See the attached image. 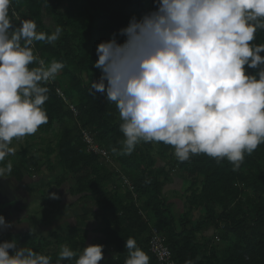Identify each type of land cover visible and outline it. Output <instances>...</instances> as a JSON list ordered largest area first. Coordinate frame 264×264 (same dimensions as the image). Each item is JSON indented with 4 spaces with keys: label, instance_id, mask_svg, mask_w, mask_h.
Returning <instances> with one entry per match:
<instances>
[{
    "label": "trees",
    "instance_id": "obj_1",
    "mask_svg": "<svg viewBox=\"0 0 264 264\" xmlns=\"http://www.w3.org/2000/svg\"><path fill=\"white\" fill-rule=\"evenodd\" d=\"M154 10L155 0H13L15 25L31 19L37 31L51 34L57 26L62 28L55 42L34 44L35 54L46 64L57 60L65 65L56 79L45 85L49 88V100L44 105L49 121L42 125L43 131L46 133L55 124L59 129L54 146L42 150L46 152L47 169L54 168L49 157L55 153L62 168L55 176L56 187L66 184L69 193L92 200L94 207L80 216L88 220L90 213L92 220H98L95 239L102 245L113 244L116 264H124L125 243L130 237L150 256V264H156L148 249L151 225L160 229L175 264L189 260L192 264H264V144L251 155L246 154L235 171L227 159L218 163L206 154L179 162L174 148L162 142H141L126 155L116 105L106 100V94L91 92L92 82L101 75L93 66L98 59L97 45L110 40L114 33L123 43L125 37L118 33L128 26L130 18L135 15L140 19ZM252 43H264V31L258 32ZM247 71L255 74L257 70ZM83 74L87 81H83ZM62 78H66L65 86ZM70 105L76 109L75 114ZM83 131L106 151L113 165L104 164L103 157L87 151ZM29 148L26 145L10 155L17 161L7 175L14 176L17 182L33 167L39 171V158L36 153L30 154ZM124 178L130 185L124 183ZM37 183L25 186L27 194ZM46 188H50L48 182ZM173 206L179 210H173ZM74 229L78 228L54 234V239L46 243L31 241L28 233L14 237L9 234V238L4 235L0 242L15 239L18 246L37 252L44 244L48 246L46 250L53 246L46 255L56 264L61 245L75 252L82 247ZM205 231L211 233L205 235Z\"/></svg>",
    "mask_w": 264,
    "mask_h": 264
},
{
    "label": "clouds",
    "instance_id": "obj_2",
    "mask_svg": "<svg viewBox=\"0 0 264 264\" xmlns=\"http://www.w3.org/2000/svg\"><path fill=\"white\" fill-rule=\"evenodd\" d=\"M12 4L0 0V177L12 172V163L4 164L15 154L12 141L48 123L45 85L65 67L57 60L46 64L34 52L35 42H55L62 28L51 34L37 31L31 19L17 26ZM155 4L156 10L140 19L132 16L119 30L123 43L114 33L97 45L93 66L101 75L91 92L106 94L116 105L124 154L141 142H162L174 148L179 162L206 154L218 163L227 159L238 170L245 155L264 144V43H252L264 31V0ZM50 198L59 199L56 193ZM10 227L0 215V231ZM103 249L89 245L78 255L61 245L56 264L73 259L99 264ZM125 249L124 264H150L135 238L126 240ZM0 264H52V259L13 239L0 242Z\"/></svg>",
    "mask_w": 264,
    "mask_h": 264
},
{
    "label": "rangeland",
    "instance_id": "obj_3",
    "mask_svg": "<svg viewBox=\"0 0 264 264\" xmlns=\"http://www.w3.org/2000/svg\"><path fill=\"white\" fill-rule=\"evenodd\" d=\"M82 79L83 81H87V77L84 74ZM65 81L66 78H62L61 83L63 86H65ZM58 93L59 95H61L62 91H59ZM72 108H70V110H75L76 112V109ZM43 128L44 127L41 126L37 133L32 135L33 138H31V136H27L20 139H14L11 144V147L15 148V153L20 151L26 145H29V153H36V156L39 158L36 165L39 167V171L36 172L35 168L33 167L30 173L25 172L24 179V182H28L29 184L34 182L38 183L35 184L36 186L34 187L32 192H28V198H26V196L23 202L18 206L12 205L9 208L8 213V217L10 218L9 222H11V224L14 223V225L18 229L16 233L27 231L26 227L33 231H29L30 240L33 242H45L46 240L52 241V239L48 238L49 235L53 233V231H57L61 228L65 229L68 223H72V217L73 219H75V213L77 212L80 214V210H83L80 209L77 211V208L81 206L82 208L86 207V210H88L89 208L94 207V203L92 202V200L83 199L85 197H82L81 195H74L69 193L67 191L66 184L61 185V187L59 188L61 191L56 187L54 183L56 178L55 176L60 174L62 169L59 163V159L55 158V153L50 155L49 160L51 161V166H54V168L49 171L47 169L45 161L46 152H43L42 150L46 149L48 145L54 146L56 137H58L56 133H58L59 129L58 125L55 124L52 129L48 130L45 133V131H43ZM101 159L104 164H114V161H112L109 155ZM9 161L12 163V166H14V163H16L17 160L13 159V156H9L6 158L4 164L6 165ZM173 175L176 177L175 174ZM173 175L171 176L172 179H174ZM39 179H42L43 181L41 180L39 182ZM124 180H126V185H130V182L127 178H124ZM46 182H48L50 188H46ZM42 184L43 186H41ZM50 193H56L59 199H51ZM173 210L178 211L179 207L177 208L176 206H173ZM3 211L4 209L0 212L3 213ZM62 211L65 213L64 217H62ZM88 216L89 218H91V221L93 216H91L90 213L88 214ZM60 220L62 221L58 222ZM93 221L97 223L98 220L96 219ZM39 225L40 229L38 227ZM58 225L61 226L57 228ZM155 228L160 231L157 226H155ZM41 229L42 232L41 234H39L38 232L41 231ZM9 230L14 233V230L12 228H10ZM12 233L10 234L14 237L15 234ZM210 233V231L204 232L205 235H209ZM5 235H7V237L9 238L8 233H6ZM96 244H101L99 239H97V241H94V245ZM112 245L113 244L104 245V259L100 261L99 264H116V249ZM46 248H48L46 244L42 245L38 253L46 255L48 250H46Z\"/></svg>",
    "mask_w": 264,
    "mask_h": 264
},
{
    "label": "crops",
    "instance_id": "obj_4",
    "mask_svg": "<svg viewBox=\"0 0 264 264\" xmlns=\"http://www.w3.org/2000/svg\"><path fill=\"white\" fill-rule=\"evenodd\" d=\"M30 173V172H29ZM25 176V175H24ZM28 183V182H27ZM35 183V182H34ZM34 183H31L29 185H34ZM73 203V201H72ZM89 204V202H88ZM80 209H83V210H80ZM87 208H82L81 206L79 208H77V211L80 210V214L79 216H76L75 214V219H73L72 217V223H68V225H66V228L65 229H59L57 231H53V233H51L49 235V239H54L53 236L54 234H59V235H63L65 231H67L68 228H78V229H74L75 231H77L78 235H79V242L78 243H81L83 244V247H78V251L77 252H82L83 251V248L89 246V245H94V241L96 240L95 238L98 236V233H99V227L97 226V223L93 220L90 221L91 218L88 217V220L87 219H82L81 218V214L83 211H85ZM5 210V209H4ZM63 212V211H62ZM8 213H9V210L8 211H5V212H1V215H3L5 217V220L6 222H9L10 221V218L8 217ZM77 213V212H76ZM65 216V213L63 212L62 213V217ZM62 220L58 221V222H61ZM95 222V224H94ZM61 225H58L57 228H59ZM97 229L95 230L94 228ZM13 229V227H10ZM8 228L7 230H3V231H0V237H3L2 235H5L6 233H8V235L10 233H12ZM14 230V229H13ZM20 233H23V232H19V233H16L14 231V233L12 234H20ZM29 234V231L27 232ZM88 235V237H87ZM87 237V239H86ZM3 241H8L7 239H4ZM83 242V243H82ZM54 247H49V251H51ZM57 251H60V248H57ZM51 253H54V252H51ZM11 254V253H10ZM157 264V263H156Z\"/></svg>",
    "mask_w": 264,
    "mask_h": 264
},
{
    "label": "built area",
    "instance_id": "obj_5",
    "mask_svg": "<svg viewBox=\"0 0 264 264\" xmlns=\"http://www.w3.org/2000/svg\"><path fill=\"white\" fill-rule=\"evenodd\" d=\"M69 107L72 108V105H70ZM72 112L74 113L75 110ZM82 140L86 144V149L88 152H92L103 158L108 156L105 150H103L93 142L88 132H82ZM125 181L126 180H124V183H126ZM150 230L151 232L149 237L148 249L155 257L157 264H175L171 259L170 250L166 246L164 237L162 236L161 232L152 226Z\"/></svg>",
    "mask_w": 264,
    "mask_h": 264
},
{
    "label": "flooded vegetation",
    "instance_id": "obj_6",
    "mask_svg": "<svg viewBox=\"0 0 264 264\" xmlns=\"http://www.w3.org/2000/svg\"><path fill=\"white\" fill-rule=\"evenodd\" d=\"M24 179H25V176H23V180L22 181H19V182H17L15 179H14V176H12V175H7V174H5V176L4 177H0V182L1 181H5V183H7V187L11 190V192L13 193V195H14V197H15V201H13V202H11V203H8L7 205L6 204H4L3 206H0V211L1 210H3V209H5L3 212H5V211H8L9 210V208L12 206V205H15V206H18L19 204H21L22 202H23V200H24V198L26 197V198H28V194H27V189H26V185L28 184L27 182H24ZM0 185H1V183H0ZM3 185V184H2ZM3 188H4V186H3ZM21 188H24L23 190L21 189ZM60 187H58V189H59ZM60 190V189H59ZM61 191V190H60ZM64 194H65V192H64ZM16 224V223H15ZM12 227H13V229H14V231L15 232H17L18 231V229H17V227L14 225V223H12ZM39 227V229H40V225L38 226ZM26 229H27V231H23V233H27L28 231H32V230H30V229H28L27 227H26ZM44 229V228H43ZM33 232V231H32ZM41 232H42V229H41V231H39L38 233L39 234H41ZM43 236V235H42ZM87 237H88V235H87ZM86 237V238H87ZM83 243V242H82ZM82 247H83V245H82ZM47 251H49V250H47Z\"/></svg>",
    "mask_w": 264,
    "mask_h": 264
},
{
    "label": "water",
    "instance_id": "obj_7",
    "mask_svg": "<svg viewBox=\"0 0 264 264\" xmlns=\"http://www.w3.org/2000/svg\"><path fill=\"white\" fill-rule=\"evenodd\" d=\"M0 183H1L0 185V206H3L4 204L7 205L8 203L15 201V197L13 193L11 192V190L7 187V183H5V181H1ZM0 215H1V212H0Z\"/></svg>",
    "mask_w": 264,
    "mask_h": 264
}]
</instances>
